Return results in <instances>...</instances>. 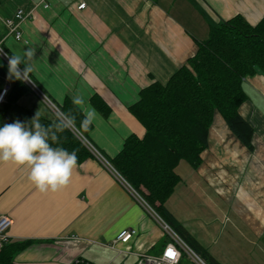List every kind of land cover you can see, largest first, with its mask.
Returning a JSON list of instances; mask_svg holds the SVG:
<instances>
[{
	"label": "crops",
	"instance_id": "0c3cea01",
	"mask_svg": "<svg viewBox=\"0 0 264 264\" xmlns=\"http://www.w3.org/2000/svg\"><path fill=\"white\" fill-rule=\"evenodd\" d=\"M81 2L85 6L79 9ZM17 9L25 12L14 19L20 40L6 23ZM234 15L255 25L264 16V0H0V46L10 55L35 50L30 75L38 83L9 111L41 124L59 116L51 99L61 104L66 97L82 96L85 103L77 106L84 113L95 109L91 98L99 97L111 111L103 117L95 109L86 139L103 157H113L127 136L145 133L128 110L139 91L153 81L165 83L195 54L211 25ZM1 61L8 65L0 54ZM12 86L0 74V92L8 87L0 107ZM243 87L247 98L238 112L253 128V150L216 111L200 164L178 163L180 182L166 206L172 211L181 195L197 201V208L210 206L222 250L245 249L249 257L244 263L230 259L264 264V71L247 75ZM29 174L26 166L0 162V214L13 220L7 243L29 241L13 264H69L76 257L94 264H136L140 253L159 255L169 239L157 217L95 155L77 164L69 184L55 193L38 191ZM130 227L137 229L135 237L110 246L120 229Z\"/></svg>",
	"mask_w": 264,
	"mask_h": 264
},
{
	"label": "trees",
	"instance_id": "16d2710c",
	"mask_svg": "<svg viewBox=\"0 0 264 264\" xmlns=\"http://www.w3.org/2000/svg\"><path fill=\"white\" fill-rule=\"evenodd\" d=\"M23 67L20 65L21 69ZM257 69L264 71V16L255 25L249 24L241 15L211 25L208 37L197 42L193 56L165 83L153 81L143 87L138 100L128 107L144 127V135L138 137L130 134L116 155H104L145 203L208 264L226 263L217 261L200 244L167 208L166 201L180 182L176 172L178 163L184 160L193 168L200 164V155L208 145L209 128L216 111L237 139L248 150H253V128L241 117L238 108L247 98L244 78L254 74ZM0 74L9 79L5 61L0 62ZM30 80L37 83L31 75ZM11 82L13 86L8 101L0 107V127L15 121L32 127L33 124L9 111L10 105L31 91L32 87L27 81L13 78ZM37 86L43 90L40 85ZM51 101L62 115L75 117V123L68 125L64 131H57L55 127L63 117L54 116L41 123L59 137L58 143L52 146L75 151L77 164L93 157L92 151L76 133L88 139L92 124L86 130L81 127L84 113L71 98L66 97L61 104ZM91 103L103 117L109 115L110 107L99 97L93 96ZM28 245L27 240L5 243L0 251V264H13V256Z\"/></svg>",
	"mask_w": 264,
	"mask_h": 264
},
{
	"label": "clouds",
	"instance_id": "9594fccd",
	"mask_svg": "<svg viewBox=\"0 0 264 264\" xmlns=\"http://www.w3.org/2000/svg\"><path fill=\"white\" fill-rule=\"evenodd\" d=\"M0 53L8 55L3 53L2 49ZM34 55L33 49L24 51L23 55L12 54L8 58V78L30 80V73L33 71L31 61ZM21 64L24 65L23 69L20 68ZM73 103L83 105L85 99L77 95L73 97ZM37 116L38 112L35 117ZM96 116L95 109L84 111L81 127L86 130ZM74 123V116L63 114V119L55 127L57 131H64L68 125ZM58 141L56 133L39 122H35L32 127H26L25 123L20 121L5 123L0 127V162L26 166L30 169L29 179L38 191L55 193L69 184L78 163L75 151L69 152L63 147L52 146Z\"/></svg>",
	"mask_w": 264,
	"mask_h": 264
},
{
	"label": "built area",
	"instance_id": "2783aa9c",
	"mask_svg": "<svg viewBox=\"0 0 264 264\" xmlns=\"http://www.w3.org/2000/svg\"><path fill=\"white\" fill-rule=\"evenodd\" d=\"M42 7L47 8L48 3L42 2ZM85 6L84 2H81L78 5L79 9H82ZM30 11V10H29ZM25 12L23 9H17L13 15V17L6 19V23L11 31L14 32V37L16 40H20L22 38V33L19 31H16V23L14 22V19H21L23 17V14ZM0 49L3 50V53H6L5 50L0 46ZM3 55L2 53H0ZM4 57H8L3 55ZM30 81V80H28ZM8 91V87H5L0 92V104L4 101V96ZM44 98H46L44 96ZM59 115L63 117V115L59 112ZM79 138L85 143V145L92 151V153L100 160H102L104 163H106L115 173V175L122 181L126 187L131 191L135 197L139 199V201L145 205V207L152 212L153 215H155L158 219V221L161 223L163 231L166 233V235L169 236V239L166 241L162 252L159 255H152V254H146V253H140L138 260L136 264H180L181 259L183 257V254H185L189 260V264H208L206 261H204L190 246H188L180 237L179 235L165 222L163 219L160 218V216L151 209L143 200V198L125 181V179L117 173L113 167L108 163V161L103 157V155L97 150L91 143H89L81 134L76 132ZM13 223V220L10 216L7 214H0V251L5 243L8 242L7 232L9 228L11 227ZM138 231L136 228H122L118 231L115 240L112 242L111 246L114 247L117 242L121 243H127L129 242L133 237L137 235ZM170 253L172 255H170ZM69 264H94L90 261L76 257L72 261H70Z\"/></svg>",
	"mask_w": 264,
	"mask_h": 264
},
{
	"label": "rangeland",
	"instance_id": "374dc122",
	"mask_svg": "<svg viewBox=\"0 0 264 264\" xmlns=\"http://www.w3.org/2000/svg\"><path fill=\"white\" fill-rule=\"evenodd\" d=\"M27 82L31 85V87L35 86L34 83L31 80L27 81ZM37 91L39 93H42L39 90H37ZM42 95H44V94L42 93ZM180 200H181L180 202H178L176 200V202L172 203V211L171 212L173 214H175V215L177 214V216H181L182 215L183 218H186V221H183L184 222L183 223L184 227L187 228V230L190 233L194 234V236L196 238L199 237L200 244L202 246H204V247L205 246L208 247L209 250H210L209 252L216 259H218L219 261H221L223 263H226V264H236L237 261L235 259H230V258H236L241 263H244L242 261H246V260L249 259V257L246 255V250L245 249L231 250V251L222 250L221 243H222V238L223 237L221 235V241L220 240L219 241L216 240V228L217 227H216L215 220L213 218V210H211L210 206L206 210H203V208H197L196 207L197 201H194V200L187 201L188 199L184 195L180 196ZM184 202L188 206L187 209H184L183 207H181V204H183ZM195 208H197V210H194ZM220 214H221L220 211L214 212L215 218L219 222H220V220H222V215H220ZM231 215H233V214L231 213ZM208 221L210 223H212V224H209ZM208 227L211 228V231L208 229ZM203 230H205L206 232L204 233ZM234 237L236 238L235 240H237V242H239L238 241V238H239L238 235H235ZM166 240H167V238H166ZM222 258L224 259V261H222L223 260ZM252 262H246V263L253 264ZM189 263H190L189 258L185 254H183V257L181 259V263L180 264H189Z\"/></svg>",
	"mask_w": 264,
	"mask_h": 264
},
{
	"label": "snow or ice",
	"instance_id": "6c2138e0",
	"mask_svg": "<svg viewBox=\"0 0 264 264\" xmlns=\"http://www.w3.org/2000/svg\"><path fill=\"white\" fill-rule=\"evenodd\" d=\"M170 255H172V254L170 253Z\"/></svg>",
	"mask_w": 264,
	"mask_h": 264
}]
</instances>
